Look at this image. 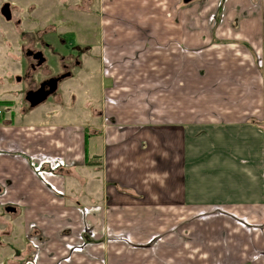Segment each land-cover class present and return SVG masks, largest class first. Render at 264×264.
Segmentation results:
<instances>
[{
	"label": "crops",
	"instance_id": "obj_1",
	"mask_svg": "<svg viewBox=\"0 0 264 264\" xmlns=\"http://www.w3.org/2000/svg\"><path fill=\"white\" fill-rule=\"evenodd\" d=\"M256 1L264 6V0H105V8L116 22L115 43L135 50L147 38L191 49L261 40ZM233 71L239 76L227 86L230 95L196 101L193 120L187 80L180 84L178 114L171 102L166 109L155 104L162 123L156 130L139 129L154 121L144 115L150 104L138 110L135 102L119 116L131 125L103 129L52 111L47 118L34 110L0 120L3 264H264V126L247 122L264 118V98L236 97L251 70ZM57 99L53 106L63 104ZM76 100L72 110L81 104ZM46 157L59 168L44 166L50 171L44 179L36 169ZM155 240H162L158 249Z\"/></svg>",
	"mask_w": 264,
	"mask_h": 264
},
{
	"label": "rangeland",
	"instance_id": "obj_2",
	"mask_svg": "<svg viewBox=\"0 0 264 264\" xmlns=\"http://www.w3.org/2000/svg\"><path fill=\"white\" fill-rule=\"evenodd\" d=\"M254 5L255 11L261 9L263 12L259 33L261 40L250 44L221 42L214 43L213 47L191 49L181 44L167 43L165 45L156 39L148 40L147 38L144 45L135 50L126 44L115 43L111 35L117 33L114 27L116 22H114V17L106 11L105 0H94L92 4L82 7L79 11L66 12L65 17L62 16L58 20L59 41H61V35L68 31L78 33L80 37L79 40L73 41L72 50L70 45H60L59 56L66 58L65 64H69L73 57H76L80 60L81 67L74 66L70 70L73 75L72 79L64 81L60 86L58 98L62 97L63 104L53 106L54 101L51 98L36 108L35 114L47 118L50 116L47 115L48 112L52 111L55 116L72 117L76 122L86 123L88 120H93L90 122L92 126L103 129V125L112 123L131 125L128 121L122 122L123 119H119V116L122 111L126 112L124 109L127 104L135 102L138 110L139 106L150 104L146 106L144 115L146 119L154 121L153 124L146 122L139 129L156 130L162 126L157 116L160 109H166L163 104L171 102L170 110L178 114V101L174 104L173 100L175 96L177 99L179 97L180 84L187 80V116L188 120H193L198 108L196 101L202 98L225 99L230 95L227 86H234L235 81L238 83L236 77L239 76V72L233 70H251L245 75L247 85L244 91L236 97L243 98L244 96L248 101L251 98L252 101H257L259 97L264 98L263 85L260 86L264 82V6L259 1H256ZM234 28L237 29L238 26ZM77 47L82 48L79 50L80 54L75 53ZM126 50H131V52L127 53ZM53 61H57L60 73L62 70L60 58L53 56L51 62ZM54 64L53 62L52 66ZM2 66L14 67V64H11L8 58H0V68ZM163 70H170V73L167 72L166 76H163ZM177 70L181 72L182 70H195V72L192 71L191 74L182 72L180 75ZM252 70H258V72L254 73ZM18 72L17 70L14 73ZM5 73H9V70L6 72L0 70V79L5 76ZM89 84L92 90L84 93L83 88H87ZM202 84L203 90H201ZM210 90H214L215 95H206V93H212ZM73 97L77 99V103L81 102L75 110H72ZM166 97L171 101L165 100ZM155 104H158L160 109ZM251 104L250 106L255 107L252 109L256 111L258 103L252 102ZM25 109L28 108L25 107ZM0 112L6 113L1 103ZM101 112L106 116L101 117ZM112 112L117 115L114 114L115 117H111ZM9 118L11 117H6L5 120L10 121ZM12 119L18 120L17 117ZM253 121L264 126V118L262 120L250 119L247 122L255 124ZM52 159L58 163L53 157H46L43 160L53 162ZM58 189L63 191V189ZM12 240L13 236L6 246L9 250H11ZM2 241L0 236V242ZM161 242L162 240L153 241L152 248L158 249ZM153 252L155 251L151 253L155 255L156 253ZM30 254L31 251L27 255L29 260L32 258ZM7 256L8 250L0 252V264H3Z\"/></svg>",
	"mask_w": 264,
	"mask_h": 264
},
{
	"label": "flooded vegetation",
	"instance_id": "obj_3",
	"mask_svg": "<svg viewBox=\"0 0 264 264\" xmlns=\"http://www.w3.org/2000/svg\"><path fill=\"white\" fill-rule=\"evenodd\" d=\"M93 2L94 0H0V58H8L14 64V67L0 68L5 72L9 70L0 79V103L6 111L0 112V119L18 118L26 111H34L51 98L55 100L59 97L60 86L73 77L70 70L74 66L81 67V62L73 57L69 64H65L66 58L59 56V46L70 45L72 50L73 41L79 40L80 35L68 31L61 35L59 41L58 20L65 17L66 12L79 11ZM81 49L77 47L75 53L80 54ZM53 56L60 58V73L57 61H53L55 64L52 66ZM17 70L19 72L14 73ZM55 83L57 89L52 91ZM37 92L42 96L49 92L51 94L44 103L32 108L27 99ZM32 98L30 96L31 100ZM19 241L25 242L23 236Z\"/></svg>",
	"mask_w": 264,
	"mask_h": 264
},
{
	"label": "water",
	"instance_id": "obj_4",
	"mask_svg": "<svg viewBox=\"0 0 264 264\" xmlns=\"http://www.w3.org/2000/svg\"><path fill=\"white\" fill-rule=\"evenodd\" d=\"M192 1H195V0H184V3H190V2H192ZM57 89V83H55V85H54V88H53V90L52 91H54V90H56ZM41 93L40 92H37V93H35V94H33V95H30V96H33V98H32V100L30 99V96L28 97V101L31 103V107L32 108H35V107H37L38 105H40L41 103H44V101L47 99V97L51 94V92H49V93H47L46 95H40ZM37 97V98H36ZM41 97V98H40ZM35 98H36V101H34L35 100ZM0 191H1V189H0ZM6 212H9V213H15L16 212V210L15 209H13V208H11V207H9V208H6Z\"/></svg>",
	"mask_w": 264,
	"mask_h": 264
},
{
	"label": "built area",
	"instance_id": "obj_5",
	"mask_svg": "<svg viewBox=\"0 0 264 264\" xmlns=\"http://www.w3.org/2000/svg\"><path fill=\"white\" fill-rule=\"evenodd\" d=\"M42 161V160H41ZM53 162H50L49 160H43L41 163H39V166L37 167L36 171L38 172V174L46 179L48 175H50V171L52 170H56L59 168V164L57 162H55V160L52 159ZM49 165V169L50 171H46L44 169V166Z\"/></svg>",
	"mask_w": 264,
	"mask_h": 264
}]
</instances>
